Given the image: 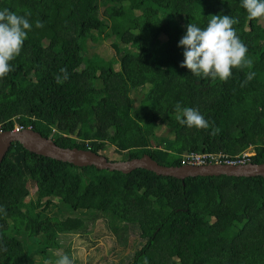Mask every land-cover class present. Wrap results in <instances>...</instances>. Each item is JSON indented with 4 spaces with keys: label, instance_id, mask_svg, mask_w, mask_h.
Masks as SVG:
<instances>
[{
    "label": "trees",
    "instance_id": "trees-1",
    "mask_svg": "<svg viewBox=\"0 0 264 264\" xmlns=\"http://www.w3.org/2000/svg\"><path fill=\"white\" fill-rule=\"evenodd\" d=\"M3 9L32 24L0 78L5 131L31 127L62 147L112 151L113 161L148 154L180 166L189 152L235 157L251 147L250 160L264 163V20L249 19L241 0H0ZM212 15L237 19L252 61L226 81L181 66L187 25L204 28ZM94 37L111 38L114 52L88 56ZM177 103L209 129L181 124ZM102 217L145 240L131 264H264L263 176L125 174L11 146L0 164V264L46 259L61 235Z\"/></svg>",
    "mask_w": 264,
    "mask_h": 264
},
{
    "label": "clouds",
    "instance_id": "clouds-1",
    "mask_svg": "<svg viewBox=\"0 0 264 264\" xmlns=\"http://www.w3.org/2000/svg\"><path fill=\"white\" fill-rule=\"evenodd\" d=\"M241 5L249 19L264 20V0H241ZM236 23L237 19L229 15H212L204 28L188 24L185 35L178 42V46L184 48L181 66H186L197 77L221 81L228 80L234 68H250L252 61L247 56V46L233 27ZM36 27H43V24L37 21ZM31 29L32 24L26 16L9 9L0 10V78L11 70L10 61L20 55ZM253 76L250 72L248 80ZM176 112V119L189 128L206 130L210 127L209 121L197 109L182 108L177 103ZM55 264H73V259L62 255Z\"/></svg>",
    "mask_w": 264,
    "mask_h": 264
},
{
    "label": "water",
    "instance_id": "water-1",
    "mask_svg": "<svg viewBox=\"0 0 264 264\" xmlns=\"http://www.w3.org/2000/svg\"><path fill=\"white\" fill-rule=\"evenodd\" d=\"M15 142H19L31 152L59 161L69 162L75 166H95L98 169L117 170L125 174L142 168L159 176H172L180 180L191 176L264 177V163L168 166L160 164L148 154L139 158L113 161L107 156L92 150L59 146L51 137H45L32 128H26L18 132L8 130L0 133V164Z\"/></svg>",
    "mask_w": 264,
    "mask_h": 264
},
{
    "label": "rangeland",
    "instance_id": "rangeland-1",
    "mask_svg": "<svg viewBox=\"0 0 264 264\" xmlns=\"http://www.w3.org/2000/svg\"><path fill=\"white\" fill-rule=\"evenodd\" d=\"M111 43V38H89L85 41V52L88 56L99 55L104 52L113 53ZM116 56H113L114 60L117 59ZM246 151L250 152V148ZM105 153L110 159L116 158L112 151ZM122 159H126V156H123ZM250 162L252 161L250 160ZM28 188L30 194L26 197V202L37 191V187L33 183H30ZM87 229L86 233L75 232L61 235L60 248L49 250L46 259L42 257L40 252L34 253L32 256L34 264H55L62 255H68L72 258L73 264H131L135 253L145 243L135 226L127 228L125 235L123 232L118 235L109 227L105 217L89 223ZM21 239L26 240L24 236Z\"/></svg>",
    "mask_w": 264,
    "mask_h": 264
},
{
    "label": "built area",
    "instance_id": "built-area-1",
    "mask_svg": "<svg viewBox=\"0 0 264 264\" xmlns=\"http://www.w3.org/2000/svg\"><path fill=\"white\" fill-rule=\"evenodd\" d=\"M31 128V127H28ZM25 127L23 125H16L14 131L24 130ZM4 127L0 124V133L4 132ZM252 148L250 147V152H243L235 157H230L226 154H214V153H197V152H189L186 153L182 159V165H204V164H228V165H238V164H246L250 162V158L253 156Z\"/></svg>",
    "mask_w": 264,
    "mask_h": 264
}]
</instances>
